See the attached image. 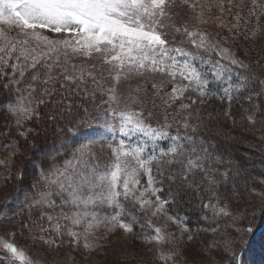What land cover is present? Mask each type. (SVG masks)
<instances>
[{
  "label": "snow or ice",
  "instance_id": "6c2138e0",
  "mask_svg": "<svg viewBox=\"0 0 264 264\" xmlns=\"http://www.w3.org/2000/svg\"><path fill=\"white\" fill-rule=\"evenodd\" d=\"M184 2L187 3L188 0ZM172 4L173 0H0V25L19 28L25 37L43 41L47 48V51L40 52L36 47L17 48V43L28 45V39L15 43L7 41L0 45V53H5L9 59L13 53H17L15 57L17 64L12 67L19 71L21 78L25 75L21 64L35 70L27 88L23 91L18 88L14 102L7 106L8 111L16 116V124L20 125L23 120L32 119L35 108L44 103L43 100H37L35 95L37 88L33 82L48 85L56 78L52 72L54 66L59 68L60 74L64 77L61 86L67 83L82 84L85 76L96 83L94 66L91 69H78L75 64L66 66L60 64L61 47L64 49L65 57L68 55L67 49L71 48L73 53L79 52L89 59L95 54L108 66V78L113 81V86L107 90L106 103L110 105L117 102L115 86L122 78L142 76L145 72L167 77L164 83H170L172 88L165 103L181 101L177 110L179 113L187 112L196 103V100L192 99L193 95L201 97L200 103H204L205 99H210L213 95L231 102L233 94L240 92L249 79V76H243L240 82L234 83V66L250 69V65L237 59L229 48L223 46L224 42L210 33L199 29L190 30L186 26L173 23ZM191 7L194 8L195 5ZM38 29H47L55 33H73L77 38L74 41L50 40L47 36L41 35ZM169 29L181 34L179 39L170 40L167 36ZM3 38L4 29L0 28V39ZM50 53L56 55L52 56ZM0 61H4V56H0ZM70 71L75 75H68ZM213 81L220 85L222 96L210 91L209 86ZM153 88H156V84H153ZM136 91L139 92V89ZM44 94H49L47 87L44 88ZM185 99L191 103H184ZM136 103L140 101L129 94L124 108L118 113L113 107L109 108L110 118L119 121L118 127L108 123L109 116L101 113L105 123L96 136L107 137L110 141L119 137L115 146L112 143L108 144L115 158L109 167L99 170L91 163L94 157L92 145L97 140L88 138L75 148L73 160L65 161L63 166H52V171L47 175H43L44 170L40 169L46 189L55 188L57 191L55 193L48 190L39 191L33 197L32 203L58 209L59 216L71 225V227L65 225L68 236L74 243H79L83 235V246L90 251L95 249V245L89 243L88 236L102 225H111L110 232L119 227L127 233H134L136 216L126 212L123 201L138 207L145 215L150 214L153 217L162 215L173 223H181L177 217L168 215L165 210L164 206L170 200H161L156 196L161 189L153 186L154 162L157 174L165 164L178 165L184 181H188L189 173L194 174L196 171H204L211 175L204 167V161L209 158L207 149L201 146L198 152L193 137H182L179 132L172 135L169 132L173 127L169 120L174 121L176 116L170 118L163 114V123L152 125L146 121L142 110L129 106ZM85 113L87 115V110ZM225 116L230 117V111H226ZM191 118V114L187 118L181 116L184 121L182 126L186 131L189 129L195 131L187 122ZM247 119L255 123L253 116L249 115ZM80 123L84 124L85 121L81 120ZM165 140L169 141L166 148L160 143ZM141 172L147 175V187L142 190L139 188L138 178ZM228 175V172L223 173L225 177ZM209 183L215 185L216 181L211 179ZM53 195L60 200L59 205L56 204ZM152 196H155V200L151 199ZM102 206L111 209V214L98 212L97 209ZM203 206L210 209L214 216L230 217L233 221L243 219L242 214L234 216L226 206H219L218 199L216 203L209 199ZM65 208L68 211H64ZM127 216H131V222H125ZM47 219L56 224V231L59 232V221L54 220L52 216H47ZM204 219L208 217L205 216ZM147 225L152 234L138 238L143 239L145 243H155L158 246L170 244L172 249L165 252L158 248V259L163 264H185L178 239L173 240V234L153 225L150 219ZM75 228H82L83 233L73 230ZM233 230L250 232L251 228ZM183 231H188L186 226ZM205 231L215 233L218 229L211 228ZM11 236L14 237L15 232L11 233ZM39 239L45 243L55 244V241H47L43 237ZM192 239L193 236L189 235L188 240ZM233 243L235 241L231 236L222 237L221 244L213 242L214 248L231 257L225 264H239L232 247ZM0 250L7 255L10 264H41L39 258L27 254L25 249L5 236H0Z\"/></svg>",
  "mask_w": 264,
  "mask_h": 264
},
{
  "label": "rangeland",
  "instance_id": "374dc122",
  "mask_svg": "<svg viewBox=\"0 0 264 264\" xmlns=\"http://www.w3.org/2000/svg\"><path fill=\"white\" fill-rule=\"evenodd\" d=\"M191 5H195V7L193 8ZM171 11L174 13L173 23L186 26L189 29L197 26L194 29L210 33L224 42L223 46L229 48L237 59H239L238 56L243 57L250 65V70L256 75L257 84L263 85L261 92L257 91L262 100H257L256 94L251 96L248 102L252 105L248 106V111L246 109L241 111V114H245L246 118L249 115L253 116L255 123L246 119L249 125L247 128L242 129L236 123L235 111L233 113L232 109H228L230 117L226 116L228 119L225 120L230 123L229 130L232 131L230 139L227 140L229 143L232 144L236 141L239 148L241 144L249 146L251 143L258 141L259 146L262 147L263 159L260 160L261 162L257 166H259L260 171L264 172V83H261V81H264V0H188L187 3L184 0H173ZM0 28L4 29V38L0 39V45H4L7 41L15 43L28 39V45L17 43V48L36 47L38 52L47 51L43 41L25 37L19 28L7 25H0ZM38 31L50 40L74 41L77 38L73 33H55L47 29H38ZM180 35L172 29L167 31L170 40L179 39ZM242 45L248 46V49H243ZM67 53L68 55L65 57L64 49L60 48V64L65 66L75 64L78 69H91L94 66L96 83L85 76L82 84L72 85L67 83L61 86L64 77L60 74L59 68L54 66L52 72L56 78L50 81L48 85L45 86L42 82H33L34 87L37 88L36 97L44 101L43 104L35 108V121L33 120L30 124L29 120H23L20 125L16 124V116L8 111V102L5 101V96L13 89V86L7 82V78L15 76L17 80L21 81L19 71L12 67L17 64L15 59L17 53H13L11 59L5 53H0V56H4V61H0V79L4 80L0 85V125L9 127V125L14 124L16 131L13 135L7 131L3 133V136H0V236L12 240L32 257L39 258L41 264H163L158 259L157 249L159 248V250L165 252L171 251L170 244L158 246L155 243H145L143 239L138 238L140 236L135 230L134 233H127L122 228L117 227L110 232L111 225H102L94 229L93 233L88 236L89 243L95 245V249L90 251L83 246V235L79 243H74L72 238L68 236L65 227L68 222L59 216L58 209H50L47 206H37L32 203L33 197L39 191L48 190L53 193L57 191L55 188L46 189L40 171V163L43 165V175H47L52 171V166H63L65 161L73 160L75 148L85 139L96 138L97 142L92 145L94 157L91 163L97 166L99 170H103L109 167L115 159L108 144L112 143L115 146L118 144L119 137L110 141L107 137L100 138L90 135V132L83 134V138L75 143L70 155L62 161L61 156L54 158L53 160L56 162H52L46 167L41 154H47L48 147H51L52 142L45 139V136L49 138L48 135H39V131L45 124L46 117L51 113H56L54 111L55 105L61 106L63 113L77 105L79 112L72 118L70 116L69 119L71 120L69 121L79 123L77 126L84 131L95 126L102 129L105 121L101 117V113L109 116L108 123L115 124L118 127L119 121L110 118L109 108L113 107L118 113L124 108L125 102L131 94L140 103L130 104L129 106L134 109L146 110L148 114L145 115L144 113V117L148 123L152 125L163 123V114H167L170 118L176 116L174 121L169 120V123L173 121V127L169 131L179 132L184 137L199 136L203 139L205 137L202 129L203 122L201 121V124H199L198 118L200 115H198L196 109H201L204 104L210 105L214 101L196 102L187 112L179 113L177 110L181 101L177 100L174 103L168 101V103H165L172 88L170 83H164L167 77L145 72L142 76L133 75L129 79L122 78L119 84L115 86L117 102L110 105L106 103L108 100L107 90L113 86V81L108 78V66L103 64L102 60L95 54L89 59L79 52L73 53L71 48L67 49ZM50 55L55 56L56 54L50 53ZM48 62L51 63V61ZM21 67L25 73L24 77L30 78L34 70L23 64H21ZM68 75H75V73L70 71ZM42 80L43 77H41ZM29 81H26V83L28 84ZM153 84H156V88H153ZM18 87H21V85H18ZM45 87L49 91L48 95L44 94ZM23 88H27V85ZM136 89H139V92ZM192 99L194 98L192 97ZM183 102L191 103L187 99ZM169 104H171L170 107ZM82 108H89L87 115L85 112L80 111ZM149 113H151L150 116ZM189 114L192 118L188 119L187 122L195 131L191 129L186 131L182 126L184 121L181 116L187 118ZM56 115H59V113ZM65 118L67 119V117ZM81 120H84L85 123L81 124ZM58 126L60 125L58 124ZM69 134H73V132L69 131ZM45 142L48 147H43ZM214 144L213 152L216 156L208 154L209 158L204 161V167L211 172V175H207L204 171H196L194 174L189 173L188 181L184 182L191 184L195 181V184H201L203 190H206V193L202 192L206 203L209 199L212 200V203H216L218 199L219 206H226L234 216L242 214V220L233 221L230 217L214 216L211 210L207 209L208 212L205 216H208V219H204L205 216L198 215L200 218L198 221H204L207 224L206 226L211 225V228H217L218 232L205 231V229L211 228L200 226L197 230H202L207 234L206 241H201L198 234H195L196 229L192 230L190 228L187 232H184L182 222L179 224L173 223L162 215L155 217L150 214L145 215L138 207L129 205L128 201H123L126 210L139 216H145L152 220L153 225L173 234V240L178 239L185 264H225L231 257L225 255L220 249L214 248L212 246L213 242L221 244L222 237L231 236L235 241L232 245L233 250L238 254L239 248L246 240L248 233L246 231L236 232L233 229H246L247 225L259 224L261 213L264 210V176H253L251 171L254 168L257 169L256 167H253V165L245 166L238 159L231 158L225 151H221L217 142H214ZM38 147L43 148L39 150ZM196 148L200 150L198 144ZM41 150L46 151L39 153ZM242 150H245L244 157L247 163L251 150L246 147H243ZM155 163L153 166L154 187L162 189L168 169L175 167L179 174L181 172L178 165L165 164L161 172L157 174ZM224 172H228L229 175L227 177L223 176ZM138 178L140 180L139 188L142 190L147 187V175L141 172ZM211 179H215V185L209 183ZM237 185L239 186L238 189L236 188ZM227 190H230L233 196L229 195ZM156 196H159L161 200L168 199L171 201V198L167 195L164 197L161 191L157 192ZM55 197L53 195V199L56 201ZM151 199L155 200V196H152ZM57 201L56 204L59 205L60 200L58 198ZM164 207L168 215L177 217L182 221L185 212L182 213L178 209L171 208L170 202ZM64 211H68V209L65 208ZM97 211L101 214H111V209L103 206L98 208ZM15 213H28L32 218L27 222H24V220L22 222L7 220V217ZM47 216H52L54 220L59 221V232L56 231L54 222H51L49 226L45 222L42 223L43 219L48 221ZM68 227H71V225L68 224ZM15 228L17 231L15 230V236L13 237L11 233ZM42 229L46 231H41ZM73 230L83 233L82 228ZM189 235L193 236L191 241L188 240ZM40 237L47 241H55V244L45 243L39 239ZM0 258L4 264H10L3 250H0ZM243 259V264L255 263L256 248L254 245L247 250L246 257L245 254L243 255Z\"/></svg>",
  "mask_w": 264,
  "mask_h": 264
},
{
  "label": "trees",
  "instance_id": "16d2710c",
  "mask_svg": "<svg viewBox=\"0 0 264 264\" xmlns=\"http://www.w3.org/2000/svg\"><path fill=\"white\" fill-rule=\"evenodd\" d=\"M193 28H197V26H193ZM242 48L246 50L248 49V46L242 45ZM238 58L242 60L244 63L248 64L243 57L238 56ZM34 71H33V74H34ZM8 80L12 84L17 83V81H14L12 77H9ZM28 80H30V78L24 77L23 80L21 81L24 82ZM3 81H4L3 79H0V85L1 83H3ZM262 88H263V85L260 83L257 84L256 75L252 72V76L249 79V81L245 83V87L240 92L233 94V95H237V97L234 100L232 98L231 102H229L230 107H229V103L225 102V99L221 100L219 98L212 97L210 99L204 100V103L214 101L212 102V104L210 105L204 104V106H202L201 109H196L198 112V115H200V117L198 118V122L199 124H201V121L203 122L202 124L203 133L205 134V138H206L205 140L207 142L208 147L211 149V152L215 148L213 147L214 142L215 143L217 142L219 144L220 150L225 151L226 154H229V157L238 159V161L244 163L245 166L253 165V167H256L257 169L254 168L251 171V173H253V176H264V172L260 171L259 166H257V164L261 162L260 160L263 159V154L261 153L262 147L259 146L258 141L256 143H251L249 146H247L246 144H245L246 146L241 144L239 148L237 146L236 141L233 142L232 144L229 143L227 140L230 139V134L232 131L229 130L230 123H228V121L225 120V119H228V117L225 116V112L228 109H232L233 113L235 111L234 114L236 118V123H238L242 129L247 128L249 125L246 120L247 118L245 114H241V111H244V109L248 111V108H249L248 106L252 105L247 101V98H248L247 96H254L256 94V96L258 97L257 100H262L257 94V91L259 90V92H261ZM16 90L17 89L7 94L6 96L3 93V95L5 96L6 102L8 103L14 102L16 94H17ZM192 97L196 100V102H200L201 100V98L197 97L196 95H193ZM37 100H43V99L37 98ZM55 106L56 107H54L55 108L54 111L56 113H51L49 116L46 117L45 124L43 125L42 129L39 131V135L41 136H44V134L48 135L49 138L45 136V139H49L52 142L51 147H48V144H46L47 141L43 145V147L49 148L47 150V154H44V155L41 154L42 160L45 162L46 165L47 164L50 165L52 164V162L55 163L56 161L53 160L54 158L61 156V161H62L64 160L66 156L71 154V151L73 149L72 145L75 142L72 139V136L68 134V129L70 126L78 124V123L69 121L71 120L69 119L70 116L72 118L79 112V107H77V105H74L73 107H71V109H67L64 113L61 111L62 110L61 106L59 105H55ZM88 109L89 108H82L80 111L84 113L85 110H88ZM139 110H142L143 113H145V115L148 114V112L144 109H139ZM58 113L59 115H56ZM65 117H67V119ZM33 120L35 121L34 115H33V118L29 120L30 124L31 122H33ZM231 122H233V120H231ZM170 123H173V121H170ZM58 124L60 126L57 127ZM7 131L11 135H13L16 132L14 124H11V126L9 125V127L0 125V136H3L4 135L3 133ZM170 133L172 135H175L177 132H170ZM196 142L197 143L202 142L201 144L202 147L206 146V144H203V141L200 137L199 138L196 137L195 144ZM160 143L161 145L165 144L167 143V140L161 141ZM43 147H38V148L40 150V148H43ZM243 147H246L247 149L251 150L250 157L248 158L247 163L244 157L245 150H242ZM44 151L46 150H41L39 151V153L41 152L43 153ZM263 165H264V162H263ZM236 188L238 189L239 186L237 185ZM161 192L164 195V197H166V195L172 197V201L170 202L171 208L178 209L182 213L185 212V214L187 215V217L183 220L182 225L184 227L186 226L187 229H190V228L192 230L196 229L195 234L196 233L198 234V238H200L201 241L202 240L206 241L207 234L204 233L202 230H197L200 226L207 225L205 224L204 221H198L200 219L198 215L204 216L207 213V208H204L203 206L205 203H204V197L202 196L203 193H206V190L205 189L203 190V187H201V184H195V181H193L191 184H186L184 180L181 178V175L179 174V172L175 169V167H172L166 171ZM227 192H229V195L233 196V193L230 190H227ZM55 199L57 201L56 197ZM126 212L132 213L128 210H126ZM133 215L136 216V223L133 225V228L136 231V233L140 237H143L145 235H151L152 231L147 225V221L149 219L146 218L145 216H139L136 213ZM31 218L32 216H30L28 213H23V214L15 213L14 215L7 217V220H11L15 222H19V221L22 222L24 220V222L25 221L27 222V220H30ZM44 222L47 224V226H49L51 223L43 219L42 223ZM125 222H131V216H127ZM141 225H144V226L141 227ZM206 227L211 228V225L206 226ZM15 230L17 231L16 228L13 229L12 231L15 232Z\"/></svg>",
  "mask_w": 264,
  "mask_h": 264
}]
</instances>
